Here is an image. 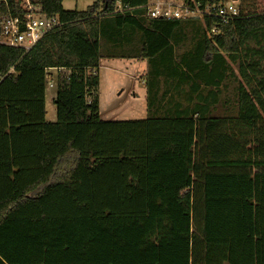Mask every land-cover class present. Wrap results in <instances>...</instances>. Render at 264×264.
I'll return each instance as SVG.
<instances>
[{
	"label": "trees",
	"instance_id": "obj_1",
	"mask_svg": "<svg viewBox=\"0 0 264 264\" xmlns=\"http://www.w3.org/2000/svg\"><path fill=\"white\" fill-rule=\"evenodd\" d=\"M148 1L0 0V23L62 21L0 43V264H264V12L152 18ZM104 57L147 61L146 117H101Z\"/></svg>",
	"mask_w": 264,
	"mask_h": 264
},
{
	"label": "rangeland",
	"instance_id": "obj_2",
	"mask_svg": "<svg viewBox=\"0 0 264 264\" xmlns=\"http://www.w3.org/2000/svg\"><path fill=\"white\" fill-rule=\"evenodd\" d=\"M232 0H226L231 3ZM93 0H64L66 9L84 10ZM243 13L264 12V0H239ZM146 63L139 62L138 68L131 59L101 58L100 84L98 88L100 113L105 120L136 119L147 116L146 88L141 73ZM58 70H52V78L46 88L47 120L57 119L56 76ZM52 83V85H50Z\"/></svg>",
	"mask_w": 264,
	"mask_h": 264
},
{
	"label": "built area",
	"instance_id": "obj_3",
	"mask_svg": "<svg viewBox=\"0 0 264 264\" xmlns=\"http://www.w3.org/2000/svg\"><path fill=\"white\" fill-rule=\"evenodd\" d=\"M238 3L239 0H232L231 3L215 5L216 14L225 21L239 16L241 11ZM143 6L146 8L147 15L152 18L184 19L194 16L202 17L212 12L210 5L201 7L197 3L192 4L185 0H149ZM60 24L62 21L59 15L46 16L28 12L23 18L5 17L0 23V43L29 50L46 33ZM215 30L216 28L213 29ZM14 71L15 67L12 66L8 73ZM6 75H0V82Z\"/></svg>",
	"mask_w": 264,
	"mask_h": 264
},
{
	"label": "crops",
	"instance_id": "obj_4",
	"mask_svg": "<svg viewBox=\"0 0 264 264\" xmlns=\"http://www.w3.org/2000/svg\"><path fill=\"white\" fill-rule=\"evenodd\" d=\"M94 1V0H93ZM122 59H131L134 61V65L136 66L135 70L138 68L139 66V62H144L146 63L144 68H143V72L141 73L142 75V80H143V83L145 85V74H146V71H147V67H148V64H147V61L146 60H142V59H137V58H122ZM99 74H100V70H99ZM146 88V86H145ZM146 96V95H145ZM146 105H147V99H146Z\"/></svg>",
	"mask_w": 264,
	"mask_h": 264
},
{
	"label": "water",
	"instance_id": "obj_5",
	"mask_svg": "<svg viewBox=\"0 0 264 264\" xmlns=\"http://www.w3.org/2000/svg\"><path fill=\"white\" fill-rule=\"evenodd\" d=\"M194 18H200V16H194Z\"/></svg>",
	"mask_w": 264,
	"mask_h": 264
}]
</instances>
